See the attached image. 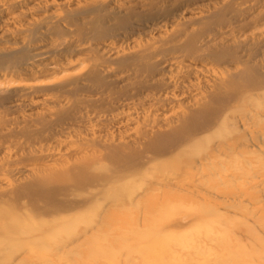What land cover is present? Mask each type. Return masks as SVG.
I'll return each instance as SVG.
<instances>
[{
  "label": "bare ground",
  "instance_id": "obj_1",
  "mask_svg": "<svg viewBox=\"0 0 264 264\" xmlns=\"http://www.w3.org/2000/svg\"><path fill=\"white\" fill-rule=\"evenodd\" d=\"M185 1L96 0L85 5L83 13L89 14L85 24L89 26L100 16L95 27L109 21L113 27L133 32L143 28L147 33L146 25L150 24V29L161 34L157 36L161 41L158 46L135 41L127 51H114L105 44L103 48L107 49L102 52L108 53L106 61L112 63L105 71L97 68L96 63L104 61L98 55L91 57L89 66L57 62L47 66L32 65L26 61L30 56L24 57L21 50L6 47L0 52V57H11L5 62L12 66L9 75L25 77L15 85L0 88V153H5L0 163V255L24 249L23 256L16 259L0 256V264L26 263L27 250H40L49 243L42 228L58 221L72 222L90 212L96 203H112L107 209L104 205L98 208L96 215L104 216L118 201L137 204L152 200L148 197L153 188L180 191L151 193L153 200L194 202L204 186L218 184L214 175L224 168L248 172L257 166L256 177L264 185V81L252 79L246 70L220 64L222 60L212 53L209 36L200 37L192 28L193 21L208 26L237 8L253 9L264 0H199L192 20L167 14V4L182 7ZM23 4L43 16L46 9L54 7L51 0H0L5 38L13 37L7 27H15V11L21 12ZM68 4L82 6L80 0H64L61 5ZM146 10L148 15H144ZM182 25L188 34L183 35ZM18 32L22 39L23 32ZM41 32L46 33V27ZM55 43V48L63 45ZM77 47L79 52H92L88 43ZM197 48L209 55V66L190 64ZM54 52L50 48L40 53ZM185 59L191 61L185 63ZM151 60L159 68L162 65V74L154 73ZM35 94L41 95L39 102L32 101ZM167 109L171 114L162 116ZM3 114L14 117L7 119ZM136 125L140 131L133 132ZM74 126L80 129L72 130ZM122 128L132 134L123 135ZM66 129L71 132L64 136L62 131ZM57 135L62 136L55 139ZM50 140L57 146L48 143ZM59 148L78 157L63 156L61 160L65 166L58 173L70 178L47 189L58 192L56 202L45 200L41 191H29L32 186L44 190L52 184L49 171L39 176L35 167L27 169L34 181L21 183L5 194L4 190L14 185L9 170L16 160L10 156L12 151H21V158L52 160ZM241 178L233 174L220 179L219 184L230 185ZM136 183L142 185L141 191V186L135 189ZM102 221H95L97 230L102 231ZM88 235V228H82L61 247L78 248Z\"/></svg>",
  "mask_w": 264,
  "mask_h": 264
},
{
  "label": "rangeland",
  "instance_id": "obj_2",
  "mask_svg": "<svg viewBox=\"0 0 264 264\" xmlns=\"http://www.w3.org/2000/svg\"><path fill=\"white\" fill-rule=\"evenodd\" d=\"M51 1L54 7L46 9L45 16L36 9L27 7V3L21 5L20 11L25 15H21V12L16 10L15 27H7L8 33L13 37H4L5 15L0 12V52H3L6 47L21 50L24 57L30 56L26 61L32 65L47 64V66L53 62L84 63L85 66H89L91 57L98 55L104 61L96 63L97 68L105 71L112 65L110 61H106L108 53L102 52L107 49L103 48L105 44L114 48V51H127L135 41L143 45L161 44L157 37L161 34L150 29V24L146 25L147 33L142 32L143 28L133 32L119 26L113 27L109 21L95 27L100 16L93 22V26L85 24L89 14L83 13V9L85 5L94 4L96 0H86V3L80 0L82 5L80 7L70 4L61 5L64 0ZM195 4H199V0L185 1L182 7L167 4L165 9L167 14L169 12L170 16L176 15L177 19L182 16V19L192 20ZM184 8L187 10L178 14ZM148 14L146 10L144 15ZM193 25L192 28H196L200 37L209 36L213 45L212 53L222 60L220 64L227 63L226 67L246 70L252 79L261 78L264 81V3H259L253 9L237 8L223 20L219 18L216 23L208 26L196 24L194 21ZM44 27H46V33L41 32ZM180 28L185 31L183 35L188 34L183 25ZM36 30L38 32L35 33ZM18 31L23 32L22 39H19ZM57 41L63 45L55 48ZM83 43H88L92 52H79L77 46ZM50 48L55 52L41 56L40 52ZM193 52L195 54H192L193 59L190 63L192 66L210 65L208 54L203 53L199 48L194 49ZM10 59L11 57L8 56L0 57V88L15 85L25 79L23 75L17 78L9 75L12 66L5 65V62ZM191 60L185 59V63ZM151 62L154 63L155 74L164 72L161 69L162 65L159 68L156 61L151 60ZM112 77L107 75V78ZM40 99L41 95L35 94L32 101L39 102ZM145 108L147 111L148 108ZM26 109H22V112L29 113ZM169 114H171L170 109L162 112V116ZM2 116L7 119L14 117L7 114ZM78 128L74 126L72 130L78 131L80 129ZM138 128L139 126L136 125L133 132L140 131ZM125 129L122 128L123 135L132 134L128 130L126 133ZM67 132L71 130H63L62 135ZM62 135H57L55 139H60ZM52 141L48 143L57 146ZM56 152L57 156L52 160H34L21 158V151H12L10 156L12 160H16L9 170L10 179L14 185L4 190L5 194H7L6 191L16 190L21 183L27 185L34 181L35 179L27 169L35 167L38 169L39 176L46 175L49 171L47 176L52 184L44 190L32 186L29 187V191L32 193L41 191L45 195V200L56 202L58 192L47 189H52V185L58 184V181L70 178V175L58 173V170L64 169L65 166L61 160L64 159L63 156L69 159L78 157L77 153L64 148H59L58 151L56 149ZM4 154L0 153V163H3ZM16 168L18 170L13 172ZM258 171L257 166L248 172L237 171L236 168H232V171L228 168L221 169L214 175L217 178L215 183L218 184L204 186L201 197L194 202L153 200L151 193L161 195L166 192H175V194L180 192L166 188H159V190L153 188L148 197L152 200L137 204L118 201L112 212L104 216L96 215L98 208L104 205L107 209L112 207V203L107 201L104 204H93L90 212L79 215L72 222L63 224L58 221L42 228L49 243L47 247L44 246L40 250H27L25 255L27 261L24 264H264V185L262 179L256 177ZM233 174L243 178L246 176L247 179H237L230 185L219 184L220 179L231 177ZM54 178L57 179L54 181ZM2 180L0 178V184ZM139 186L141 191L143 187L139 183H136L135 189H139ZM99 219H103L102 231L96 229L95 221H100ZM85 227L88 228L89 235L83 245L75 249L61 247L62 243L68 244L78 236L81 229ZM22 250L24 251L23 248ZM22 250L17 253L6 251L0 256L2 259L9 256H14L16 259L23 256ZM66 250L74 251L66 252Z\"/></svg>",
  "mask_w": 264,
  "mask_h": 264
}]
</instances>
